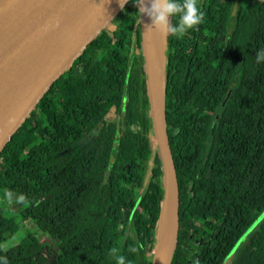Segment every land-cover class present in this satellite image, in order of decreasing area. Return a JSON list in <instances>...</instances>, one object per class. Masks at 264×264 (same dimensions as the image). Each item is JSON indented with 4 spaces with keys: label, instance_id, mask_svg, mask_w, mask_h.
I'll return each mask as SVG.
<instances>
[{
    "label": "trees",
    "instance_id": "obj_1",
    "mask_svg": "<svg viewBox=\"0 0 264 264\" xmlns=\"http://www.w3.org/2000/svg\"><path fill=\"white\" fill-rule=\"evenodd\" d=\"M199 5L203 23L163 36L178 201L169 264H264V0ZM139 42L131 0L0 152L8 264H116L112 249L153 264L163 190ZM7 184L27 202L2 196ZM34 229L56 243L51 261Z\"/></svg>",
    "mask_w": 264,
    "mask_h": 264
},
{
    "label": "water",
    "instance_id": "obj_2",
    "mask_svg": "<svg viewBox=\"0 0 264 264\" xmlns=\"http://www.w3.org/2000/svg\"><path fill=\"white\" fill-rule=\"evenodd\" d=\"M121 11L119 0H0V152L53 82ZM139 30L148 110L163 190L157 234L165 207L169 217L160 264H169L177 231V188L165 133L163 84L152 51L143 44L142 14Z\"/></svg>",
    "mask_w": 264,
    "mask_h": 264
},
{
    "label": "clouds",
    "instance_id": "obj_3",
    "mask_svg": "<svg viewBox=\"0 0 264 264\" xmlns=\"http://www.w3.org/2000/svg\"><path fill=\"white\" fill-rule=\"evenodd\" d=\"M133 2L138 8L139 16L146 14L150 18L151 24L148 29L156 30L163 36L171 35L177 39L183 38L204 21L199 0H133ZM126 3L127 0H119L122 9ZM256 60L258 63H264V49L256 53ZM4 196L9 201L15 197L16 203L27 202L23 193L16 194L6 189ZM129 251L135 253L137 249L131 248ZM111 255L116 264H130L125 256L118 254L117 249H112ZM0 264H8L7 259L0 257Z\"/></svg>",
    "mask_w": 264,
    "mask_h": 264
},
{
    "label": "rangeland",
    "instance_id": "obj_4",
    "mask_svg": "<svg viewBox=\"0 0 264 264\" xmlns=\"http://www.w3.org/2000/svg\"><path fill=\"white\" fill-rule=\"evenodd\" d=\"M237 10V4L234 2V4L232 5L231 8V15H233ZM137 12H138V8H137ZM138 14V13H137ZM139 17V14H138ZM142 47V41H140L137 45H136V49L141 50ZM152 56H153V60H154V64L156 67V71L158 73V77L160 79V81L162 82V78H163V73H164V45L162 43V35L158 32V39L155 43V46L152 50ZM10 190L11 187L9 184H7L5 186V190ZM4 192L2 196H4ZM160 224V223H159ZM158 228H160V226L158 225ZM14 230L11 232V234L13 233ZM33 234L36 236L38 242L44 247V249L46 251H48V257H49V261H51V259L53 258V251L56 250V243L53 240L48 239L47 237H45L44 234H42L41 232H39L38 230L34 229ZM156 236L158 237V239L155 242V253H154V257L157 254L156 249H158V244H159V240H160V230H158V234H156Z\"/></svg>",
    "mask_w": 264,
    "mask_h": 264
},
{
    "label": "bare ground",
    "instance_id": "obj_5",
    "mask_svg": "<svg viewBox=\"0 0 264 264\" xmlns=\"http://www.w3.org/2000/svg\"><path fill=\"white\" fill-rule=\"evenodd\" d=\"M150 24H151L150 18H148L146 14H142L143 44L148 50L152 51L158 39V31L148 29V26ZM168 225H169L168 210L167 207H165L161 221L160 240L158 241L159 247H158V252L156 254V264H160L161 255L165 250V244H166L165 242L167 240V235H168Z\"/></svg>",
    "mask_w": 264,
    "mask_h": 264
}]
</instances>
